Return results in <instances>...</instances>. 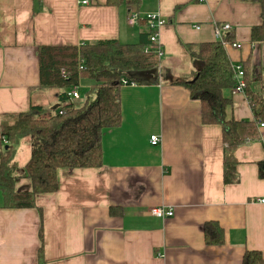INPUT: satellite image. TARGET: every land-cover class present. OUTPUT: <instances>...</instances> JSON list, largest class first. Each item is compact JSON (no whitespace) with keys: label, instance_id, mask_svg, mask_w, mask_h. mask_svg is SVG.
I'll use <instances>...</instances> for the list:
<instances>
[{"label":"crops","instance_id":"0c3cea01","mask_svg":"<svg viewBox=\"0 0 264 264\" xmlns=\"http://www.w3.org/2000/svg\"><path fill=\"white\" fill-rule=\"evenodd\" d=\"M82 1L0 0V155L4 116L32 104L60 107L39 88L40 45L137 43L148 28L129 25V10L158 12L167 23L157 31V80L120 88L122 120L102 135L100 167L58 169L56 191L36 194L33 207H5L0 191V264H242L246 250L264 257V204L250 201L264 198V123L257 139L236 148L237 181L225 183L221 126L202 122L199 99L174 83L196 71L185 44L214 41L215 27L229 23L224 35L241 47L225 46L227 55L260 69L249 90L264 96V40L250 39L264 0H142L138 8ZM224 95L226 119H253L246 92ZM19 146L14 159L22 166L31 146ZM16 188L30 189L29 180ZM152 207L173 215L152 216ZM210 221L223 229L222 244L205 243Z\"/></svg>","mask_w":264,"mask_h":264},{"label":"trees","instance_id":"16d2710c","mask_svg":"<svg viewBox=\"0 0 264 264\" xmlns=\"http://www.w3.org/2000/svg\"><path fill=\"white\" fill-rule=\"evenodd\" d=\"M240 1L263 4V0ZM141 2L106 0L107 5L128 8H138ZM148 35L149 31L142 32L137 43L101 39L80 45L37 47L39 88L52 91L60 107L32 104L26 112L4 116L2 136L6 147L0 155V191L5 207H33L36 194L56 191L60 168L102 165V135L105 130L119 126L122 120L121 79L134 80L129 75L133 71H158L160 57ZM229 36L224 35V41L232 42ZM250 39L253 42L264 40L263 10L261 23L252 27ZM185 48L196 71L192 80L180 78L174 83L183 85L192 97L199 99L202 122L221 126L224 182H236L232 178L237 166L234 152L245 141L257 139V126L264 123V96L249 90L251 82L260 81V69L242 63L253 119H226L225 108L230 99L224 93L234 87L235 79L225 46L222 41L214 40L187 43ZM82 78L89 79L91 84L83 92L80 90L79 98L70 97L68 92L74 87L80 88ZM8 118L11 122H6ZM24 138L30 143L31 153L27 162L19 166L14 156ZM21 179L29 180L30 189L16 188ZM203 231L206 244L224 242L223 229L216 222H206ZM41 250L40 247L39 257ZM242 264H264V257L259 251L246 250Z\"/></svg>","mask_w":264,"mask_h":264},{"label":"built area","instance_id":"2783aa9c","mask_svg":"<svg viewBox=\"0 0 264 264\" xmlns=\"http://www.w3.org/2000/svg\"><path fill=\"white\" fill-rule=\"evenodd\" d=\"M83 4H88V0H83ZM127 23L129 25H138L139 23L146 24L149 35L148 39L150 42L153 43V48L155 53L161 57L163 54L161 45L158 42V34L157 31L159 28L163 27L167 21L165 18H163L158 12H141L136 9L129 10L127 15ZM231 25L229 23H223L221 25H217L214 30V35L216 37V40L222 41L224 46H231L234 48H240V43L235 42H228L224 41V32L228 31L230 29ZM81 68V67H80ZM232 69L235 79V85L231 89L234 93H244L246 88V83L244 80V71L242 68L241 63H232ZM63 72V71H62ZM121 83L123 86L125 85H134V80H129L126 78L121 79ZM80 88L74 87L69 92L68 95L73 98H79L80 97ZM59 108V107H58ZM261 126H263V123H261ZM160 142V137L158 135H151L150 136V144L151 145H157ZM252 202H257L264 204V198H252L250 199ZM150 214L155 217H168L173 215V211L171 209L165 210L163 207H152L150 209Z\"/></svg>","mask_w":264,"mask_h":264},{"label":"water","instance_id":"95a60500","mask_svg":"<svg viewBox=\"0 0 264 264\" xmlns=\"http://www.w3.org/2000/svg\"><path fill=\"white\" fill-rule=\"evenodd\" d=\"M153 74L155 75V77H157L158 71L155 69L146 70V71H133L129 75L134 80L148 82V81H152ZM54 107L57 108L56 105Z\"/></svg>","mask_w":264,"mask_h":264},{"label":"rangeland","instance_id":"374dc122","mask_svg":"<svg viewBox=\"0 0 264 264\" xmlns=\"http://www.w3.org/2000/svg\"><path fill=\"white\" fill-rule=\"evenodd\" d=\"M90 81L87 78H82L81 84L83 86H80V90L83 92L88 86H87V82ZM20 145V146H19ZM20 151L21 149H23L24 147L28 146L30 147V143L28 142L27 138H24L22 140H20L19 144H18Z\"/></svg>","mask_w":264,"mask_h":264}]
</instances>
